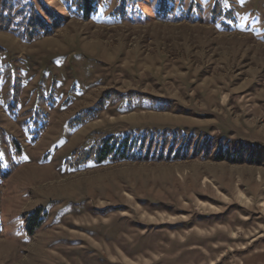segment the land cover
Returning <instances> with one entry per match:
<instances>
[{
	"label": "rangeland",
	"instance_id": "1",
	"mask_svg": "<svg viewBox=\"0 0 264 264\" xmlns=\"http://www.w3.org/2000/svg\"><path fill=\"white\" fill-rule=\"evenodd\" d=\"M96 1L0 30V264H264V0ZM110 135L156 155L74 168Z\"/></svg>",
	"mask_w": 264,
	"mask_h": 264
},
{
	"label": "trees",
	"instance_id": "2",
	"mask_svg": "<svg viewBox=\"0 0 264 264\" xmlns=\"http://www.w3.org/2000/svg\"><path fill=\"white\" fill-rule=\"evenodd\" d=\"M138 1V0H136ZM135 1V2H136ZM174 0H159L158 1V13L160 15H168V11H171L172 7L170 3ZM65 9L68 11L67 15L60 14L58 11L43 2H38L39 10L34 4H25L19 8L12 6L10 0H2L0 4V30L8 31L16 34L18 37L25 41H32L34 39L49 35L53 32L54 28L61 26L65 20L71 15L81 17L83 19H89L97 7L96 0H65ZM131 0H117V6L113 10L116 16L126 18L128 16L127 6ZM191 6L189 11H191ZM226 19H230L231 22H227ZM210 21L214 24H220L224 29L230 30L235 23L233 11L231 9L224 8L218 0H216L210 10ZM94 113L90 114L93 115ZM152 140L150 139L145 144V138H143L139 146L133 145V139L129 140L128 137L123 139L115 138L110 135L102 139L98 145H92L86 149H82L74 153L75 160L73 161L74 168L80 167L87 162H93L96 164L105 162H116L121 160H137V159H149L156 155L152 151ZM167 141L163 140L160 145V149L157 153L158 159L168 158L173 151V147L170 146L167 150L168 154H164ZM146 145V148L144 146ZM180 149L176 150L173 157H180ZM73 154V153H72ZM185 155V153L183 154ZM218 159H222V154H217ZM11 166L8 170H12ZM8 171L6 174L10 173ZM36 220L33 216H30L27 229L31 233L34 227L37 226Z\"/></svg>",
	"mask_w": 264,
	"mask_h": 264
}]
</instances>
